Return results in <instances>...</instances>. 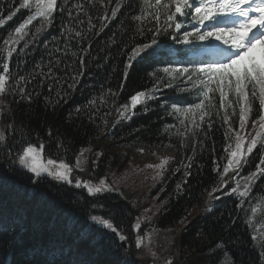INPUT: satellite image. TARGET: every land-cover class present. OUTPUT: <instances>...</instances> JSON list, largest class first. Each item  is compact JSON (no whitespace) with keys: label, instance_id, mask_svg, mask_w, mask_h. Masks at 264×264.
<instances>
[{"label":"trees","instance_id":"obj_1","mask_svg":"<svg viewBox=\"0 0 264 264\" xmlns=\"http://www.w3.org/2000/svg\"><path fill=\"white\" fill-rule=\"evenodd\" d=\"M79 2L75 0L68 5L67 0H60V6L71 8L75 15ZM21 3L22 0H0V20L5 21L0 26L3 38L0 48L8 47L3 40L10 33L15 38V28L35 12L34 7L20 9ZM113 7L120 8L117 17L105 20L101 30L99 17H110ZM89 11L95 25L91 31L87 23ZM136 14L137 0H105L103 7L85 3L80 14L85 23L75 24V30L84 34L80 41L73 38L74 31H65L74 23L67 11H57L54 23L46 29L40 18L34 20L26 31L35 33L37 28H42L41 34L27 36L16 46L17 51L7 57L14 79L6 83V92L0 94L3 101L0 108H6L0 114V130H7L12 124L15 132H7L13 155L0 151V264H166V261L171 264H264V252L254 243L246 211L243 206L237 207L241 200L229 194L237 181L241 188L245 181L240 177L232 180L230 171L223 176L229 181L227 187L214 193L218 198L210 199L208 195L220 183L215 169L219 164V172H223L227 163L226 145L235 147L236 133L229 132V124L223 123L225 110L219 109V95L211 118L205 117L199 129L189 131L187 139L181 136L177 119L180 113L170 115L171 108L164 105L197 103L196 92L180 95L178 89L163 88L146 108L138 106L135 115L130 113L128 119L120 117L118 109L123 111L125 104L130 106L131 95L152 89L155 80L149 73L182 58L168 54L169 46H182L173 45L167 36H161L156 55L137 58L125 77L131 49L151 39L147 28L155 23L146 24L141 36L135 31L138 22L131 19ZM9 16L12 18L8 19ZM26 42L28 47L20 52ZM85 48L87 54L83 51ZM3 62L0 59V71ZM20 76L30 83L17 85ZM73 76L78 82L69 88ZM19 87L31 94V100L12 94L10 89ZM109 90L119 95L111 96ZM93 100L94 105L89 103ZM253 108L256 112L250 120L258 114V99ZM227 113L231 128L239 131V107L234 117L231 108ZM249 132L255 134L250 122L242 132L245 144ZM226 133L231 139L225 138ZM22 140L25 146L31 143L38 150L41 144L45 146L40 150L42 163L54 159L74 166L81 149H87L86 163L83 170L73 171L72 185L50 178L34 184L32 174L13 163ZM101 141H113L140 152L145 151L143 146H170L179 156L165 159L167 170L148 194L152 197L156 193L155 197L137 203L134 197L121 196L118 187L111 184L113 175L127 168L133 171L136 165L125 156L118 158L117 154L104 151L97 145ZM61 143L64 147L58 150L57 145ZM262 151L259 146L254 150L249 166L241 170L242 176L255 171ZM98 153L101 155L97 156ZM188 163L192 164L190 176L185 175ZM134 175L133 187L146 195L143 179L155 175L135 172ZM101 178L114 190L92 197L86 190L74 187L77 179L96 184ZM260 191L264 194V178L258 180L250 195ZM93 216L113 222L128 237L123 241L125 246L115 233L92 221ZM133 219L138 220L142 229L133 228ZM153 224L164 227L166 232L177 228L180 231L167 250L160 251L164 241L158 239L159 250L149 251L148 256L142 257L143 246L136 247V237L141 235L144 245L145 231Z\"/></svg>","mask_w":264,"mask_h":264},{"label":"snow or ice","instance_id":"obj_2","mask_svg":"<svg viewBox=\"0 0 264 264\" xmlns=\"http://www.w3.org/2000/svg\"><path fill=\"white\" fill-rule=\"evenodd\" d=\"M67 3L71 5L75 3V0H67ZM85 3L100 4L103 7L105 0H80L76 4L79 11L75 15H73L71 8L61 7L60 0H22L20 9L34 7L35 12L15 28V38H12L10 33L9 38L3 40L4 45L8 47L0 48V59L4 60L2 71H0V94L6 92V83L14 79L10 72L7 57H11L17 51L16 46L25 41L27 36H38L42 32V28H37L35 33H29L26 31L28 26L40 18L43 28L46 29L47 26L54 23L57 11H67L69 19L74 23L65 31H74L73 38L82 41L84 34L75 30V24L85 23L80 18ZM123 6L121 5V7ZM137 7L138 14L133 15L131 19L138 22L135 31L139 35H144L146 24L151 23V21L155 23L152 27L147 28V31L151 33V39L146 43H138L131 49L128 63L125 64V77H127L132 63L137 58L156 55L161 36H167L173 45L182 46L181 48L169 46L168 49L170 57L182 58L169 61L164 66L149 73V76L155 80L152 89L137 91L131 95L130 106L125 104L123 111L118 109L120 117L128 119L130 113L135 115L138 106L146 108L149 101L158 98L157 94L163 88L178 89L180 95L196 92L197 103L187 106L164 105L171 108L170 115L180 113L183 119H180L179 116L177 119H180L182 124L187 121L192 126L188 131H193L200 128L205 117L211 118L212 110L216 108V96L218 94L219 109L225 110L223 123L229 124V132L236 133L235 147L233 148L231 144L226 145L227 163L223 166V172H219V164L216 165L215 169L220 177V183L213 187L208 195L210 199L218 198L214 196V193L227 187L229 181H225L223 176L231 171L232 180H237V177H240L245 181L242 188L237 181L236 187L230 189L229 192V194L240 198L241 203L237 207L242 208L246 201H251L250 194L254 190V185L260 178H264V151L260 153L255 171L248 173L247 176L241 175V170L249 166L254 150L258 146L264 149V0H137ZM119 11L120 8L113 7L110 17H99L101 30L104 27V21L115 19ZM11 18L12 16L8 17V19ZM87 23L90 31L95 28L90 11L87 15ZM4 24L5 21L0 20V26ZM0 39L3 38L0 37ZM27 47L28 42L19 51L23 52ZM83 51L87 54L88 49L85 48ZM81 63H83V57ZM49 72L51 73V68H49ZM21 82L30 83L23 76L16 80L17 85ZM77 82L76 76H73L72 83L68 87L74 88ZM10 90L13 95L18 93L21 98L31 100V94L24 87L11 88ZM109 95L118 96L119 93L109 90ZM257 99L259 101L258 114L256 119L250 120V117L256 112L253 103ZM89 103L94 105L95 101H89ZM0 104H3V101H0ZM237 106L239 107V131L231 128L230 117L227 113V109L231 108L234 117ZM5 111L6 108H0V114ZM197 113L200 116V122L195 120ZM216 115L219 116V110L216 111ZM249 122L255 134L249 132L245 144V135L242 132ZM208 126L210 128L211 124ZM256 129L259 131H255ZM8 130L15 132L12 124L7 126V130H0V151L6 150V155L12 156L13 151L9 143ZM225 138L231 139L227 133ZM201 143L203 142L201 141ZM44 147L41 144L40 150ZM62 147H64L62 143L57 145L58 150ZM40 150L31 143L25 146L22 140L13 160L14 164L18 163L21 169L32 174L31 178L34 184L39 183L41 179L50 178L59 183L72 185L73 171L75 169L83 170V165L86 163L84 153L87 149H81L74 166L63 160L57 162L54 159H48L46 163H42ZM99 155L101 154L98 153L97 156ZM188 160L192 161V157H188ZM95 163L93 161L94 165ZM166 163V160H162L158 165H148L147 167L159 169L157 177H162L167 170L165 168ZM191 167V163L185 165L186 176L191 175L189 171ZM74 187L86 190V194L92 197L114 190L105 178H101L96 184L77 179ZM177 187L179 190L181 186L178 185ZM256 211V207H251L252 213H256ZM91 219L115 233L119 241L123 242L128 239L109 219H101L96 216L91 217ZM133 228L142 229V225L137 222ZM135 243L137 248L142 247V238L137 236ZM153 255L155 254L153 253ZM166 264H171V262L166 261Z\"/></svg>","mask_w":264,"mask_h":264},{"label":"rangeland","instance_id":"obj_3","mask_svg":"<svg viewBox=\"0 0 264 264\" xmlns=\"http://www.w3.org/2000/svg\"><path fill=\"white\" fill-rule=\"evenodd\" d=\"M180 119H183V116L180 114ZM179 119V125L182 129L181 136L184 139L188 138L190 128V124H188L187 121L185 123H181ZM195 120H200V116L197 113L195 115ZM183 134V135H182ZM102 146L104 151L111 153V154H117V157L120 158L121 156H125L132 160L133 165L136 166H147V165H158L161 163L162 160H165L166 158L169 159H177L178 153L175 149L171 148L170 146H166L165 148H159V147H149V146H143L144 152H140L138 150L132 149L130 147L124 146L120 143H115L113 141H101L99 144ZM133 167L132 169H126L123 172H120L118 175H113L111 178V184L116 185L118 187V192L123 196L124 198H127V196L134 197L136 199V202L138 203V200L142 199H150L155 197L156 193L152 194V197H149V192L151 193L152 189L155 187V184H158L160 182L161 177H157V172L159 169L155 167ZM166 166V165H165ZM135 173L138 174H145V173H153L155 175L154 178H150L148 175V178L145 177L143 181L146 185V191L148 192L146 195H143V193L136 190L132 183L135 182ZM137 196V197H136ZM136 203V204H137ZM251 207H256L257 211L256 213L251 212ZM243 209L246 211V222L250 226L252 230V238L255 237L254 243L256 247L264 252V194L260 192H256L251 196V201H246L243 204ZM138 222L137 219H133L131 225L133 226ZM185 222L182 223L180 227L183 226ZM154 226H149V228L145 231V244L143 245L141 252L142 257H146L149 254V251H158L157 246V240L161 239L164 241V248L160 251H165L169 247H171V244L173 240L177 237L176 234L179 233L180 229L177 228L172 231H165L164 227H157L158 225L153 224ZM172 228H170L171 230ZM142 238V236L140 235ZM136 244V243H135ZM152 249V250H151ZM151 264V263H149ZM154 264V263H153Z\"/></svg>","mask_w":264,"mask_h":264},{"label":"water","instance_id":"obj_4","mask_svg":"<svg viewBox=\"0 0 264 264\" xmlns=\"http://www.w3.org/2000/svg\"><path fill=\"white\" fill-rule=\"evenodd\" d=\"M76 173H78V171L76 170ZM123 245L125 246V242H123Z\"/></svg>","mask_w":264,"mask_h":264}]
</instances>
